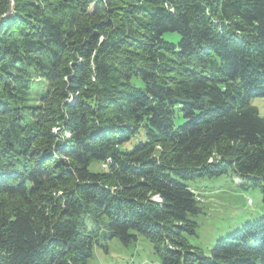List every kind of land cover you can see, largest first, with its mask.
Returning <instances> with one entry per match:
<instances>
[{
    "label": "trees",
    "instance_id": "obj_1",
    "mask_svg": "<svg viewBox=\"0 0 264 264\" xmlns=\"http://www.w3.org/2000/svg\"><path fill=\"white\" fill-rule=\"evenodd\" d=\"M11 1L0 264H87L101 230L158 264H264V216L208 255L187 240L197 181L232 171L264 205V0Z\"/></svg>",
    "mask_w": 264,
    "mask_h": 264
},
{
    "label": "rangeland",
    "instance_id": "obj_2",
    "mask_svg": "<svg viewBox=\"0 0 264 264\" xmlns=\"http://www.w3.org/2000/svg\"><path fill=\"white\" fill-rule=\"evenodd\" d=\"M163 38L168 42H176L179 36L166 33ZM252 105L259 116L264 118V98L254 99ZM250 183V180L242 183L234 172L229 171L221 177L191 184L203 207L202 213L194 218L197 224L195 235L187 237L192 246L208 255L217 240L232 235L246 224L264 216L260 189ZM106 237L107 233L101 230L87 264L159 263L153 245L142 236L138 235L136 241L128 245Z\"/></svg>",
    "mask_w": 264,
    "mask_h": 264
},
{
    "label": "water",
    "instance_id": "obj_3",
    "mask_svg": "<svg viewBox=\"0 0 264 264\" xmlns=\"http://www.w3.org/2000/svg\"><path fill=\"white\" fill-rule=\"evenodd\" d=\"M10 2H12L11 0H9ZM13 8L10 7V9L6 12L5 16H9L12 13Z\"/></svg>",
    "mask_w": 264,
    "mask_h": 264
}]
</instances>
